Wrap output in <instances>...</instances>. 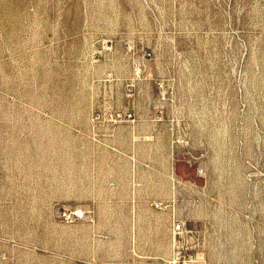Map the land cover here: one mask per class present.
Listing matches in <instances>:
<instances>
[{
    "label": "rangeland",
    "instance_id": "obj_1",
    "mask_svg": "<svg viewBox=\"0 0 264 264\" xmlns=\"http://www.w3.org/2000/svg\"><path fill=\"white\" fill-rule=\"evenodd\" d=\"M0 264H264V0H0Z\"/></svg>",
    "mask_w": 264,
    "mask_h": 264
},
{
    "label": "built area",
    "instance_id": "obj_2",
    "mask_svg": "<svg viewBox=\"0 0 264 264\" xmlns=\"http://www.w3.org/2000/svg\"><path fill=\"white\" fill-rule=\"evenodd\" d=\"M160 86H162V85L160 84ZM128 117H131V115H128ZM75 215L78 216V214H75ZM182 227H183V225H182L181 222L174 221V223H173V232L174 233H179L182 230Z\"/></svg>",
    "mask_w": 264,
    "mask_h": 264
}]
</instances>
